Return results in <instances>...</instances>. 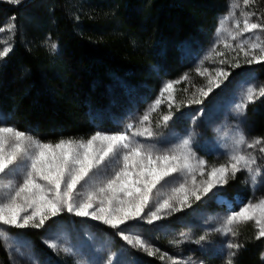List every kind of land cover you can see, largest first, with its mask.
<instances>
[{"label": "trees", "instance_id": "16d2710c", "mask_svg": "<svg viewBox=\"0 0 264 264\" xmlns=\"http://www.w3.org/2000/svg\"><path fill=\"white\" fill-rule=\"evenodd\" d=\"M233 5L264 24V0L248 6L243 0H0V28L15 25L11 51L0 60V108L10 125L44 142L89 137L104 119L114 78L156 88L161 80L184 79L192 70L178 51L181 41L195 37L205 45L202 31L209 35ZM237 60L240 67H233ZM228 64L230 77L254 67L264 87V62L248 65L236 56ZM248 112L251 131L264 139V96ZM231 184L229 179L226 189ZM235 230L241 247L232 264H264L263 240ZM24 232L38 248L37 231ZM60 258L55 264H67ZM0 264H11L2 246Z\"/></svg>", "mask_w": 264, "mask_h": 264}, {"label": "rangeland", "instance_id": "374dc122", "mask_svg": "<svg viewBox=\"0 0 264 264\" xmlns=\"http://www.w3.org/2000/svg\"><path fill=\"white\" fill-rule=\"evenodd\" d=\"M7 1L8 0H2ZM242 9V7L240 5ZM236 5H233L230 11L220 15L217 18L214 30L209 35H205V45L195 37H188L182 40L178 51L183 53L187 65L191 66L190 74L184 79L178 81H160L158 88L150 83H139L140 85H131L124 80L114 78L106 93L109 98V104L103 108V121L98 118L99 127L97 130L104 133H119L128 131L127 125L134 127L129 132L137 129L143 131L150 128L155 136L150 140L146 137H137L141 142H147L157 149H168L176 145L182 138L191 137V152L195 160L204 159L207 161L206 167L219 166L228 162L232 152L234 142L243 135L248 143L256 139L264 140L251 131L254 128L252 117L248 112V107L261 98L259 96L254 102L248 103L243 112L236 109L240 102L243 89L252 84L257 91L263 87L258 79L254 67L244 70L239 74L229 76L219 88L204 99L202 104L189 103V101L199 98V89L207 90L208 80L215 78L217 69H224L230 65L221 64L222 59L235 61L236 53L231 48H225V43L236 45L240 40H246L247 43L259 42L263 44L264 30L256 29L251 33H244L243 36L233 40L232 36L239 31L235 27L236 21H240V28H243V20L246 13ZM250 23L263 24L258 16L248 17ZM12 23L3 27L10 31H0V51L3 47H12V36L14 28ZM258 37V40L256 39ZM218 41H222L217 43ZM247 46V45H246ZM224 53L223 56L218 53ZM259 55V50H256ZM239 56L244 58L241 53ZM5 57V56H4ZM3 57V58H4ZM3 58H0L3 59ZM232 59V60H231ZM258 65L259 63H254ZM199 69V71H198ZM227 72V71H226ZM203 73V75H201ZM184 74V71L180 74ZM157 79V78H156ZM120 82H125L120 83ZM167 82H173L171 95L165 92L160 97L161 90ZM183 83L185 86L179 87ZM121 85L126 88H121ZM160 97L163 101L155 111H149L153 102ZM174 101V103H173ZM172 103L171 116L166 126L157 127L162 123V116L169 114L168 104ZM179 105V107H178ZM148 114L149 122L141 123V118ZM100 116V114H98ZM91 116L94 114L91 112ZM97 116V115H95ZM195 118V120L193 119ZM0 126H12L6 114L0 108ZM96 131V132H98ZM94 134V133H93ZM92 134V135H93ZM91 136V135H90ZM89 137L84 138L87 140ZM36 138V137H35ZM38 139V138H37ZM40 140V139H39ZM264 147V143L257 145L253 149H247L242 146L246 153L251 152L257 158L255 168L259 169L258 174L253 181L251 174L247 171H241L236 176L240 177L237 183L235 178H230L233 184L229 189L226 185L214 189L217 193H209L201 201L193 202L191 208H187L180 213H176L155 224L140 223L130 225L123 229L124 234L130 238L140 236L145 242L158 250L155 255H148L142 250L128 245L120 235L118 230L102 224L101 222L91 220L90 218L70 217L63 214L46 222L41 229H16L9 228V236H0V242H3V248L6 250L7 257L11 264H55L56 257L67 264H172L177 260L180 264H225L226 255L224 245L231 241L236 244V238L229 235L223 237L213 231L218 228L222 218L230 214V210L238 211L245 204H258L264 199V154L259 152V148ZM11 177H4V183ZM197 181L201 179L197 174ZM206 179V177H204ZM183 182L182 176H177L171 183L162 182L158 186L160 192H167L172 187L178 186ZM189 187H191V178L189 177ZM231 198V199H230ZM83 220V222H81ZM56 221L60 223L57 224ZM75 221V222H71ZM249 231L252 238L257 229L254 222L240 223L235 229ZM36 230V243L24 230ZM59 245L54 251L49 248L44 241L58 238ZM206 236L202 245L195 243L200 236ZM262 246H264V238ZM68 247L72 249L71 254H65L62 249ZM19 249L24 255L21 256L15 249ZM231 249L228 251H234ZM264 253V247L261 248ZM56 256V257H54ZM164 256V259H161ZM234 258V257H233ZM232 258V260H233Z\"/></svg>", "mask_w": 264, "mask_h": 264}, {"label": "snow or ice", "instance_id": "6c2138e0", "mask_svg": "<svg viewBox=\"0 0 264 264\" xmlns=\"http://www.w3.org/2000/svg\"><path fill=\"white\" fill-rule=\"evenodd\" d=\"M8 2L19 4L21 0ZM249 3L250 0H243L245 6ZM253 15L255 13H247L243 28H240V21H236L235 27L239 31L232 36L233 40L246 32L264 30V24L249 22L248 17ZM14 27L13 24L12 28ZM0 31L10 29L0 28ZM220 42L222 41L217 43ZM224 46L226 49L231 48L237 57L242 53L248 65L264 62V44L259 42L249 44L246 40H240L236 45L225 43ZM50 47L55 51L57 46L53 43ZM256 50H259V55ZM9 51L10 47H3L0 58ZM218 55L223 56L224 53ZM220 63L231 61L222 59ZM233 67H240L239 60ZM230 75L222 68L217 69L215 78L208 80L207 90L199 89V98L189 103L202 104ZM172 89L173 82H167L160 97L165 92L171 95ZM259 96H264V87L257 91L254 85L248 84L236 105L237 111L243 112L247 104L254 102ZM160 97L153 102L149 111H155L163 103ZM168 108L169 114L162 116V123H158L157 127L166 126L172 118V103L168 104ZM149 121L150 117L146 113L141 118V123ZM133 127L129 124L128 131L119 133L98 131L87 140L60 139L52 143L41 141L14 126H0V236H9L10 240H14L8 232L9 228L41 229L47 221L67 214L70 217L90 218L101 222L118 230L117 234L128 245L148 255H155L158 250H153L140 236L130 238L124 234L123 229L140 223L155 224L191 208L194 201H201L209 193H213L215 197L217 193L213 190L226 185L230 178H235L241 171L250 173L253 181L259 172L254 167L257 163L256 156L251 152L245 154L242 150V146L253 149L264 143L259 138L248 143L241 135L234 142L228 162L208 169L207 161L195 160L191 152L190 136L161 150L137 139L141 136L149 140L154 137L155 133L150 128L143 131L137 129L130 135ZM259 152L264 154V147L259 148ZM197 174L201 177L199 181ZM178 175L183 177V182L167 192L159 191L158 186L162 182L171 183ZM4 177L11 178L4 183ZM189 177L191 187L188 186ZM249 221L254 222L257 229L255 239L264 238V199L258 204H245L238 211L230 210V214L223 217L220 226L213 231L225 238L229 235L235 237V226ZM205 240L206 236L202 235L195 243L202 245ZM44 243L55 251L59 245V234L57 239L45 240ZM0 246H3V242H0ZM239 247L241 245L231 241L224 245L225 264H232V258L236 254L228 250H238ZM15 250L21 256L24 255L18 248ZM62 251L65 254L72 253V249L68 247H64ZM261 259L264 260V253H261ZM109 264H112L111 260ZM172 264L180 262L173 260Z\"/></svg>", "mask_w": 264, "mask_h": 264}]
</instances>
